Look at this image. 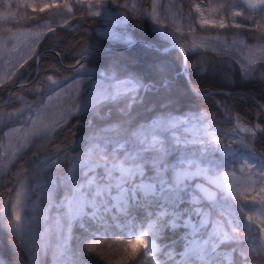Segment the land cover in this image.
Returning <instances> with one entry per match:
<instances>
[{
    "label": "snow or ice",
    "instance_id": "1",
    "mask_svg": "<svg viewBox=\"0 0 264 264\" xmlns=\"http://www.w3.org/2000/svg\"><path fill=\"white\" fill-rule=\"evenodd\" d=\"M243 2L247 9L264 11V0ZM108 3L109 0H74V3L63 5H43L38 11L44 12L49 7H62L68 16L74 15L76 10H83L87 16H102L107 11L105 6ZM111 3L124 9L123 18L129 13L150 15L161 26L165 23L158 14L159 6L156 0H152L150 12L142 8V0H124L123 3H120V0H111ZM2 6L9 9L3 14L4 19L6 21L10 17L15 19V14L10 11V0H2ZM26 7H32L33 11L37 10L32 5ZM195 8L197 13L201 12L199 5ZM231 15L235 19L241 16L242 12L234 11ZM82 18L85 17L82 15ZM33 19L36 20V27L40 28V20L35 17ZM244 19L248 20L250 17L244 16ZM199 22L201 26L209 23L203 18ZM63 23L67 25L68 20L65 19ZM212 23L216 26L215 21ZM42 26L49 32L55 30L49 21H44ZM233 26L239 28L241 24L234 23ZM218 27H226L223 19L220 20ZM40 35L42 33L38 32L37 38ZM101 35L111 40H126L129 44L133 42L131 38L110 29ZM163 35L165 38L169 37L167 31H164ZM259 39L264 40V35ZM180 51L184 52L186 49L181 46ZM259 51L258 57L249 60L250 67L245 69V75L255 70L253 66L256 63L264 65V46H260ZM88 54L89 49H85L80 54V59L76 61L77 74L84 70L81 61ZM99 75L101 79L96 81L92 93L86 99L64 109L50 122L38 120L36 117L39 110L33 115L30 107L27 117L30 123L27 130L14 127L3 134L7 137L12 133H23L7 158V163L16 160L35 139L51 137L57 128L67 122V118L72 115V108L78 113H89L99 105L120 97H131L135 102L140 90L147 91L153 88L152 85L145 84L132 75L125 79H118L114 73L109 74L108 71L100 72ZM47 81L52 91L62 88V83L55 80L52 75L47 76ZM80 83V80H74L77 92ZM71 87L69 85V88ZM47 99L50 101L52 97L48 96ZM212 127L211 122H207L205 113L185 117L162 114L132 129L130 133L121 125L101 129L87 138L88 147L79 156L65 157L62 160L60 154L67 149L57 148L55 155L41 161L42 166L38 168L42 175L36 178V183L26 190V181L21 182L14 200L6 202L11 204L12 218L4 225L3 220L7 215L0 216V228L6 227L14 237H18L21 246L28 250L30 256L33 250L38 253L41 248L47 250L50 247L49 236L54 229L59 240L53 253L54 264H83L79 258L74 259V254L67 243L71 238L72 223L76 220L80 221V227L89 238V244L86 245L89 251L93 250L92 246L100 237L119 236L123 234L124 229H131L127 234L129 237L134 236L135 241L130 239L129 243L143 245V251L139 255L135 249L131 253L132 260L137 264H249L250 258L255 259L264 255V224L259 227L260 236L257 240L256 229L252 223L253 215L248 214L255 204H259L261 210H264V197L256 201V197L253 196L251 199L255 203L250 205L247 194L248 186L251 185L254 191L257 183L262 185L259 191L264 192V157L250 156L240 161L239 171L243 173L245 168L248 169V180L243 182L242 187L234 180L235 167L231 173L213 175L214 169L224 165L209 160L207 155L209 152L217 151L232 153L233 145L236 143L247 148L248 136L255 138L258 132L264 133V127L260 124L252 126L237 124L228 131L210 132L209 128ZM121 132L125 135L121 136ZM112 133L115 135H110ZM239 133L247 135L237 139ZM193 148L196 150L193 151ZM173 153L177 155L170 161L168 157ZM64 161L70 162L65 175H43L49 169L59 168ZM231 163L235 166L236 161ZM0 167H6V164H0ZM253 176L255 179H252ZM198 178L221 190L225 201L219 205L222 210L221 218H213L211 211L203 206V201L215 204L218 198L217 193L211 191L204 183H195ZM61 186L65 189V194L56 202L53 195ZM32 192L37 193V200L29 205L26 201ZM40 199L47 201L46 207H40ZM53 207L58 212L63 210L62 214L53 217L50 225L46 223L44 231L38 237H27L31 221L23 213L29 209L33 212L38 211L47 222L49 210ZM134 212L144 214L146 226L143 222L137 225ZM241 214L247 216L248 223L244 222V216ZM35 219L33 216L32 220ZM65 220L67 229L63 223ZM110 220L116 222V227L121 229L120 233L110 230ZM89 221L97 227L90 228ZM137 227L139 232L136 231ZM180 229L183 231L178 239L165 245L157 244V238L165 230L175 234ZM177 245H182L183 250L177 252ZM157 254L163 255L164 259L161 260ZM32 262L39 264V256H32Z\"/></svg>",
    "mask_w": 264,
    "mask_h": 264
},
{
    "label": "trees",
    "instance_id": "2",
    "mask_svg": "<svg viewBox=\"0 0 264 264\" xmlns=\"http://www.w3.org/2000/svg\"><path fill=\"white\" fill-rule=\"evenodd\" d=\"M123 0H120L122 2ZM182 8L187 11L194 4H203L208 0H178ZM151 0H142V8H150ZM108 7L116 8L124 12V9L117 4H112L111 0L107 4ZM36 11L27 12V18H40L43 12ZM242 15L235 17L234 23L247 24L243 19L244 10H238ZM82 15L85 18H82ZM69 28H57L53 35L47 36L39 45V50H51L40 60V72L37 81L33 85H41V78L52 75L54 78L68 77L71 72L60 66L53 53L58 54L60 62L64 66L73 65L78 55L85 49H103L116 48L114 50H99L92 53L83 64L96 69L100 72L108 71L109 74H115L118 79H124L128 75L139 78L143 83H149L153 86L141 96V99L131 104L126 113L125 100L108 101L99 105L96 109L83 115L74 116L64 128L48 139H36L33 143L18 157L15 163L10 167L5 175L0 178V216L7 215L3 220V224L7 225L9 216V204H6L14 197L17 188L21 182L28 184L32 177L31 172L36 165V159L33 154L42 155L44 153H54L57 148H66L71 150V145L75 142L88 144L87 138L93 136L101 129L110 125H121L128 133L132 129L141 124L150 122L151 120L161 116L162 114L183 115L185 113L206 112L208 114L221 115V109L216 103H220L227 113L235 116L242 123L252 126L260 124L264 127V118L255 102L264 108V65L259 64L257 72L251 78H245L237 66L234 69L226 67L221 62V56L211 49H199L196 52L186 53V73L189 83L197 92H206L209 90H222L230 94L211 93L201 97L195 94L187 85L185 78L179 73L182 66V58L175 49H169L164 52L155 51L154 49L144 46L143 44H134L126 49H120L123 44L111 43L99 37L95 29L101 25L99 19L94 16H87L83 10H76L74 15L68 16ZM32 23V22H31ZM31 24H23L24 27ZM247 28H236L232 24H226L225 28L218 26L206 27L204 33L211 35H230L234 31L244 32ZM127 33L133 40L147 41L152 47L163 48L168 45L167 41L161 38L154 30L153 23L148 15L131 14L127 15ZM252 31L258 33L259 37L264 35V29L257 25ZM35 63L32 62L31 70L34 71ZM98 74L96 78H99ZM23 79L18 83H25L31 80ZM33 85L29 86L32 87ZM176 88L186 92L176 93ZM8 85L0 86V101L5 99ZM19 90L17 92H25ZM15 92V93H17ZM240 92V93H239ZM15 95V94H14ZM14 95L5 106L7 109L16 106ZM29 99L31 96H26ZM44 94L40 96L42 100ZM252 97V101H249ZM174 99L173 101H171ZM36 100V101H39ZM108 110V115H105ZM95 112L101 114V117L94 115ZM90 122L87 124L88 118ZM76 122H82L84 125L72 128ZM87 124V125H86ZM110 135H115L114 133ZM125 133L121 132V136ZM47 149L45 150V148ZM251 150L257 157H264V133H257L251 143ZM175 153L170 155L168 159H173ZM210 160L224 166L214 169L215 171L227 170L236 167L240 157L238 155H230L221 157L215 153ZM231 161H236L235 166ZM151 175V173H148ZM59 183V182H58ZM63 187L56 190V201L61 196ZM209 204L203 202V206ZM58 211V210H57ZM221 208L216 206L211 209L213 217H221ZM53 214V213H52ZM136 217V223H144L143 213H133ZM49 222L47 224H51ZM65 229L67 222L64 221ZM92 229L97 227L96 224L89 221ZM112 232L120 233L121 229L116 227V222L109 221ZM101 230H103L102 226ZM131 229H124L122 235L102 236L92 246L93 250L89 251L86 245L89 244V238L84 230L80 227V221H73L71 227V238L68 240V248L74 254V259L79 258L83 264H137L131 258L133 249L139 255L143 251V245L140 243H129V240L135 241V237H129L128 232ZM139 232V228L136 229ZM183 229L175 234L170 230H165L160 237L157 238V244L165 245L178 239ZM43 232V231H42ZM257 233V231H256ZM258 238V234H257ZM50 247L47 250L41 248L39 252L29 254L26 248L21 246L20 239L14 237L6 227L0 228V264H33L32 256H39V264H54L53 253L55 246L59 243L58 234L53 229L49 236ZM39 242V241H38ZM182 245H177L176 251H181ZM160 255V254H157ZM160 255V259H163ZM249 264H264V255L249 260Z\"/></svg>",
    "mask_w": 264,
    "mask_h": 264
},
{
    "label": "rangeland",
    "instance_id": "3",
    "mask_svg": "<svg viewBox=\"0 0 264 264\" xmlns=\"http://www.w3.org/2000/svg\"><path fill=\"white\" fill-rule=\"evenodd\" d=\"M31 0H10L11 8L10 11L15 14V19L11 17L6 21L4 19L3 14L9 9H6L2 6V0H0V86L2 85H10L13 86L18 84V82L24 81L23 79H28L33 77V70H31V65L33 60H35L37 53H38V45L41 40L49 33L47 28L43 27L44 21H49L52 24V27L55 29L56 27L66 28L69 26V19L68 15L65 14V10L60 7H49L45 9V13L42 14V19L40 20L41 27H36V20H32L27 18V12L32 11V7H26V5H35L36 3L30 2ZM56 4V5H63L65 3H74V0H39L38 8L45 3ZM124 0L120 3H123ZM158 4V14L160 15L161 20L165 23L163 26L158 24L154 21L150 15H148L153 23L154 31L164 40H166L171 45L183 46L186 51L194 52L201 48H209L212 49L216 54L221 56V62L230 68H235L238 66L242 75L244 77H251L255 74L258 64L256 63L254 67V71H249L247 75H245V69L249 68V60L260 55V46H264V40L259 39L258 33L252 31L257 25H260L261 28L264 29V11H260L257 9L256 11H252L246 8L244 5L243 0H208L205 5L199 4L201 8V12L197 13L195 6L198 4H194L191 6V9H187L185 11L182 8V5L178 0H156ZM152 4V0H151ZM150 4V5H151ZM224 6V7H222ZM36 8L35 6H33ZM107 11L102 16H96L101 21V26L96 28V34L105 40L114 43L126 44L128 43L126 40H111L105 38L102 33L107 30H111L117 34L124 35L126 37H130V35L126 31L127 27V19L122 17L123 11L105 6ZM244 10V16H249L250 19L246 20L247 24H242L241 27L247 28L244 32L241 31H234L230 35H211L204 33L203 30L206 27H213V21H215V25L218 26L221 19L224 20L225 24H234V19L231 15L232 12L238 10ZM150 12V8H149ZM207 19L209 21L208 24L201 26L200 19ZM67 19L68 24L64 25L63 21ZM244 19V17H243ZM118 21V22H114ZM32 22V23H31ZM23 24H31L28 27H24ZM167 31L169 33V37L165 38L163 32ZM42 33V35L37 38V33ZM175 37V39H173ZM56 57H59L58 54H54ZM100 71L96 69L88 68L84 65V70L77 74L75 69L72 71L71 78L67 80L64 77L54 78L62 83V88H57L55 91H52L49 82L47 81V76L41 78V85H33L32 87L25 88V92H17L15 93L14 99L16 100V106L11 109H7L5 107L0 108V164H6V167H0V177H2L12 166V164L18 159L13 160L11 163H7V158L11 155L12 151L14 150V146L17 143L18 138L23 134L22 132L19 133H12L9 136L5 137L3 134L8 132L9 129L14 127H19L23 130H27L29 127V121L27 117L29 115V108L31 107L33 115H36L37 110H39V115L36 117L39 119H44L46 122H50L53 118L58 117L59 113L62 112L64 109L70 108L73 104L80 103L84 99L87 98L89 94L92 93L93 87L96 84V81L100 80H93L88 82L86 78L82 77V75H89L92 74H99ZM65 80V83H64ZM74 80H80L81 83L79 84L78 88L79 91H76L77 86L74 84ZM69 85L72 87L69 88ZM141 90L139 91V93ZM176 93L183 92L184 95L186 92L184 90H180L176 88ZM59 93V95H57ZM138 93V94H139ZM44 94L42 100L40 96ZM26 96H31L32 100L27 98ZM48 96H51L52 99L49 101L47 99ZM123 98V97H120ZM125 98V97H124ZM249 101H252V97L248 98ZM39 100V101H36ZM172 99L171 101H173ZM175 101V100H174ZM259 104V102H257ZM129 104V103H127ZM218 108L221 109V115H214L208 114L206 112H195V113H185L183 115H176L180 117L189 116L191 114H198V113H205L207 116V122H211L212 128H209V131L213 130H221V131H228L233 129L237 124H243L239 121L235 116L227 113L225 108L220 105V103H216ZM19 113L22 115L12 116L10 114ZM82 114L76 112L74 108H72V115L67 118H70L73 115ZM66 122V123H67ZM65 123L62 124L56 131L52 134V136L58 133L60 130L63 129ZM111 126V125H110ZM249 126V125H248ZM109 127V126H107ZM203 134V133H201ZM245 133H239L237 139L239 137L246 136ZM220 138V137H217ZM253 137L248 136V147L243 148L239 143L233 145L234 151L229 154H225L223 152H209L207 158L210 160L211 157L215 153L221 154L222 156H228L230 154L239 155L240 161L246 157H250L252 155L251 152V143L253 141ZM30 145V144H29ZM72 149L66 152H62L61 158L67 157L71 158L73 156H79L81 153L85 151L88 147V144H81L80 142H75L71 145ZM28 148V147H27ZM25 148L23 152L27 149ZM47 147L45 148V150ZM110 150V149H109ZM193 151L196 149L193 148ZM174 154V153H173ZM54 153L50 154H33V158L36 159V165L33 167L31 174V181L27 184L26 183V190L30 189L32 185L36 183V178H38L42 173L39 171L38 166L41 165V161H43L48 156H53ZM175 153L173 159H175ZM70 167V162L64 161L59 168L49 169L48 172L43 173V175H58L63 176L66 174L68 168ZM240 169V162L235 167V177L234 180L239 185L243 187V182L248 180V169L245 168L244 172L241 173ZM234 168H228L227 170L223 171H215L213 170V175H223L225 172H233ZM98 171H102V169H98ZM252 179H255L253 176ZM196 180H201L205 182L202 178H198ZM227 185V181H225V187ZM216 188L219 191V197L215 204L211 203L208 206H204L206 210L214 209L217 204H223L225 201L222 198L221 190L214 185H210ZM262 185L257 183L255 185V190H252V186H248V196L249 200L248 203L250 205L254 204L255 202L251 199L253 196L256 197V201H259L261 197H264V192H260L259 189ZM19 187L17 188V190ZM16 193V192H15ZM65 194V189H62L61 196L59 200L56 201V191L53 195V198L56 202H59ZM14 197L11 199L14 200ZM37 200V193L32 192L30 193L29 199L26 201L27 204L31 205L34 201ZM231 203V201H228ZM47 206V201L45 199H40V207L44 208ZM9 216L11 217V204H9ZM63 210L59 212L55 207L49 210V220L45 222L42 219L40 212H33L30 209L25 211L23 214L26 215L31 223L28 226V232L26 233L27 237L31 236H39V234L44 231L46 227V223L52 222V218L62 214ZM53 213V214H52ZM264 210H261L259 204H255L252 207L251 211L248 213L253 215V227L257 229L259 233V227L264 224ZM212 214V213H211ZM244 216L245 222L248 223L247 216ZM35 216L36 219L32 220V217ZM213 217V216H212ZM216 218V217H213ZM221 218V217H219ZM66 221V220H65ZM67 222V221H66ZM38 242V241H37ZM27 250V249H26ZM28 251V250H27ZM35 250L32 251L34 253ZM164 259V258H163ZM161 259V260H163Z\"/></svg>",
    "mask_w": 264,
    "mask_h": 264
},
{
    "label": "water",
    "instance_id": "4",
    "mask_svg": "<svg viewBox=\"0 0 264 264\" xmlns=\"http://www.w3.org/2000/svg\"><path fill=\"white\" fill-rule=\"evenodd\" d=\"M135 43H140V41H137V42H135ZM145 44V43H144ZM131 45V44H130ZM181 54H182V56H183V59H184V62H183V67L185 66V55H184V52H181L180 51V48L179 47H175ZM168 49V48H167ZM163 51V50H162ZM44 55V53H41L38 57H37V59H36V71H35V77L33 78V80H32V82L36 79V77H37V75H38V72H39V60H40V58L42 57ZM89 55V54H88ZM87 55V56H88ZM57 58V61H58V63L60 62L59 61V58L58 57H56ZM84 60V59H83ZM82 60V61H83ZM74 66H76V64L74 65ZM74 66H72V67H66V68H68V69H70V68H73ZM182 73H183V71H182ZM185 78L187 79V77L185 76ZM25 86H27V84H24V85H17V86H15L14 88H12L9 92H8V96H7V100L9 99V95L11 94V92L14 90V89H17V88H24ZM188 86L191 88V86L189 85V83H188ZM209 93V92H208ZM208 93H197L198 95H200V96H204V95H206V94H208ZM6 102H3V103H1L0 104V107L1 106H3L4 104H5ZM259 105V104H258ZM259 108L261 109V111L263 112V115H264V109L262 108V106H260L259 105ZM195 183H203V182H200V181H195ZM205 186L206 187H209L208 185H206L205 184ZM210 188V190L211 191H214V192H216L217 193V195H218V192L215 190V189H212L211 187H209ZM208 202H211V201H208Z\"/></svg>",
    "mask_w": 264,
    "mask_h": 264
},
{
    "label": "bare ground",
    "instance_id": "5",
    "mask_svg": "<svg viewBox=\"0 0 264 264\" xmlns=\"http://www.w3.org/2000/svg\"><path fill=\"white\" fill-rule=\"evenodd\" d=\"M136 41V40H135ZM139 41H141V42H143V43H145L146 44V46L147 47H150V48H152V46L153 45H150L147 41H142V40H139ZM137 42V41H136ZM114 48V47H113ZM154 48H156L157 50H155V51H160V49H162V48H159V47H154ZM164 48V47H163ZM114 49H116V48H114ZM120 49H126L125 47H121ZM183 62H184V59H182V65H183ZM181 70H182V66H181V69L179 70V73H181ZM128 110L126 109V111L124 112V113H126Z\"/></svg>",
    "mask_w": 264,
    "mask_h": 264
}]
</instances>
